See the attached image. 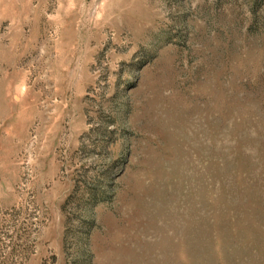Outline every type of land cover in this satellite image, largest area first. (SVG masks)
Returning <instances> with one entry per match:
<instances>
[{"label":"rangeland","instance_id":"374dc122","mask_svg":"<svg viewBox=\"0 0 264 264\" xmlns=\"http://www.w3.org/2000/svg\"><path fill=\"white\" fill-rule=\"evenodd\" d=\"M0 264H264V0H0Z\"/></svg>","mask_w":264,"mask_h":264}]
</instances>
